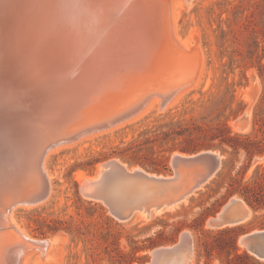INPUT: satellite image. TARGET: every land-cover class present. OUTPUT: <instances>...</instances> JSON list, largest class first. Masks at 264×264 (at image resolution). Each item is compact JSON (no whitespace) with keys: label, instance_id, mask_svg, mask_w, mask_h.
Masks as SVG:
<instances>
[{"label":"rangeland","instance_id":"374dc122","mask_svg":"<svg viewBox=\"0 0 264 264\" xmlns=\"http://www.w3.org/2000/svg\"><path fill=\"white\" fill-rule=\"evenodd\" d=\"M170 2L182 4L176 5L177 23L173 22L174 30L169 24V29L163 25L164 33L157 32L160 37L156 35V38H159L156 42L159 44L155 42L156 49L153 57L150 56L149 62L152 67L149 68V73L143 74L146 68L142 61L138 60V56L144 54L143 51L123 47L122 74L109 82L107 90L96 92L100 94L97 95L99 97L93 94L98 99L96 97L92 99L94 96H90V100L87 101L90 102L85 103L86 110L81 113L80 119L93 121L104 118L105 115L107 117L132 106L136 101L148 98L151 92L154 91L156 94L158 91V96H156L158 92L156 95L151 93L154 95L150 102L151 106L143 108L137 115L126 119L127 121H121L122 124L117 123L118 125L113 128L98 130L100 133L95 131L97 133L82 136L74 142L70 141L69 145L50 150L44 161L50 181L48 196L37 204L14 207L13 220L23 232H26L25 234L33 238L56 239L44 254L39 249L31 250L28 264H125L126 260L131 258V264H144L149 259L152 248L173 244L184 230L191 232L194 239L191 264H226L228 255L225 251L212 250L209 258L199 255L204 253L202 241H211L215 231L219 229L207 226L205 221L229 198H242L237 192L226 196V188L233 178L236 179L234 186L237 188H243V185L258 188L260 184L264 187V151L249 158L243 149L234 151L227 145H218V140H211L208 134L225 124L231 134L261 135L257 130L258 125L253 124V114L258 112L262 105L261 112L264 115V104L260 100L264 96V0H191L189 3H184L183 0L178 2L170 0ZM98 23L99 35L112 34L102 29L110 23L109 20L101 19ZM170 29L172 32H169ZM176 35L180 39L177 37L174 39ZM78 39L79 46L60 48L62 61L84 54L85 39L81 37ZM183 41L190 44L187 43V46ZM171 42L177 43L171 45ZM110 45H115V40H112ZM175 45L181 52H178L179 49H176ZM161 50L162 58H156ZM137 74L141 76L140 81L139 79L133 81ZM173 75H176L174 79ZM163 80L166 87L170 86L167 87L169 91L171 87H173L171 90L176 87L181 89L165 107L157 101L160 95L168 91ZM181 84L185 87L183 85L180 87ZM246 109L249 110L248 127L243 131H237L232 126V121ZM160 119L165 122L180 121L181 126L189 127L191 133L170 136L167 140L153 144L141 142L143 137L141 131ZM175 128L181 129L178 126ZM188 142L196 145L210 142L216 145L214 148L200 147L193 152L214 149L222 154L221 164L206 184L170 209L153 212L145 218L142 216L134 219L133 215L129 220L119 221L105 204L86 199L79 192L78 177L91 175L101 162L112 157L120 159L129 167L140 166L148 172L170 174L173 171L170 155L181 150L165 149ZM120 151L123 152V156L114 154ZM96 157L100 160L89 167L87 162ZM154 158L158 160L153 162ZM257 214H264V209L257 212L252 210V215L247 221L237 224L244 228L238 237L246 231L259 228L256 226L259 218L254 217ZM200 225L202 229L210 230L211 233L201 234L197 229ZM48 226H55L57 230L50 231ZM238 237L236 244L243 250L244 247L239 244ZM153 241L156 244L149 246ZM141 246L146 247L139 248Z\"/></svg>","mask_w":264,"mask_h":264},{"label":"bare ground","instance_id":"6f19581e","mask_svg":"<svg viewBox=\"0 0 264 264\" xmlns=\"http://www.w3.org/2000/svg\"><path fill=\"white\" fill-rule=\"evenodd\" d=\"M170 3V0H0V264H28V256H30L29 252L31 250L39 249L44 254L48 250L47 248L51 247V244L56 240L53 238L35 239L28 236L13 220V206L10 211L6 210L15 199L29 197L40 188V178L34 173L24 175L22 172L14 171L15 166L18 167L20 161H24L28 167H31L34 161V153L23 154L26 158L22 160L24 147L32 141H45L59 137L63 133L73 130L82 122L80 115L83 114L85 106L82 107L83 110L80 114V111L78 113L74 111V114L68 118L65 117V120H63L65 111L71 107L72 100L77 93L85 91L87 93L93 91L98 93L105 90L109 82L114 81V78L122 74L121 55L124 53L123 47L143 51L144 54H140L138 60L144 64L146 69L143 74L147 75L149 68L152 67L149 62L150 56L156 49V43H158L156 42L157 32L164 33L163 25L168 27L169 24L172 25V30H174L173 22H176L178 15L176 5L181 3ZM101 19L110 21L102 29L112 34L99 35L97 26H99L98 22ZM169 32H172L171 29ZM157 36L160 37V35ZM79 37L85 39L84 54L81 57L62 61L60 48L79 46L80 43H77ZM175 37L177 35L174 36V39ZM112 40H115V45L111 46ZM172 42L171 45L177 43L172 44ZM187 43L184 42V44ZM160 44L162 45V42ZM176 49L179 48L176 46ZM178 52H176V55H178ZM162 53L163 51L156 58L161 59ZM184 56L186 57V55ZM190 58L193 59L191 56ZM182 70L184 71V69ZM176 75H173V79ZM140 77L137 74L132 80L137 81ZM185 77L187 76L185 75ZM170 81L173 80L170 79ZM174 83L176 84V81ZM163 84L165 85V81ZM128 88L131 90L130 87ZM171 88L170 91L167 89L168 91L160 95V99L157 100L162 107H165L181 90L177 87L172 90ZM97 93L94 94L96 96L100 95ZM151 93H154V91ZM151 93L148 98L140 102L136 101L134 104L131 103L133 105L143 103H141L140 109L133 114L134 116L138 112L140 113L143 108L151 106L150 102L154 96ZM95 95L92 99L96 97ZM158 95L159 92L156 96ZM89 102L86 103L89 104ZM95 103L98 104V102ZM92 114L89 115L93 116ZM96 116L99 117L98 114ZM122 122L118 124H122ZM118 124L110 125L104 130L113 128ZM232 126L237 130L233 121ZM69 143H60L51 147L46 155L53 148L59 149L65 144L69 145ZM44 171L46 173L45 167ZM84 177L88 176L81 177L80 175L78 177L80 183L83 182ZM183 201L185 199L181 202ZM177 204L167 207V209ZM18 205L33 204L23 203ZM142 216L145 218L146 214L137 212L133 218L139 219ZM183 233L191 232L184 230L181 234ZM239 244L244 247L241 242ZM43 257L46 258L44 255Z\"/></svg>","mask_w":264,"mask_h":264},{"label":"water","instance_id":"95a60500","mask_svg":"<svg viewBox=\"0 0 264 264\" xmlns=\"http://www.w3.org/2000/svg\"><path fill=\"white\" fill-rule=\"evenodd\" d=\"M184 1L189 3L191 0ZM94 93L96 91L77 93L71 107L65 111L63 120L74 114V111L77 113L80 111V114L82 107ZM141 103L98 120L82 121L73 130L59 137L30 142L23 149L22 160L26 158L23 154L34 153L31 167H28L24 161H20L14 171L22 172L24 175L34 173L40 178V188L29 197L15 199L6 210L10 211L12 206L14 208L23 203L37 204L48 196L50 184L44 171L43 161L51 147L74 141L119 123L135 114L143 104ZM233 124L238 131L245 130L249 124V110L246 109L241 115L235 117ZM221 158L222 154L214 149L196 152L174 151L170 155L173 171L170 174H160L148 172L140 166L129 167L120 159L112 157L101 162L91 175H85L88 177H84L82 183L79 182L78 189L86 199L105 204L109 212L119 221L129 220L137 212L149 217L153 212L181 202L206 184L218 171ZM251 215L252 209L242 198L231 197L214 215L206 219L205 224L213 228H222L243 223ZM238 241L249 253L264 261V228L246 231L238 237ZM151 252L144 264H191L194 253L193 235L180 233L173 244L154 247Z\"/></svg>","mask_w":264,"mask_h":264},{"label":"trees","instance_id":"16d2710c","mask_svg":"<svg viewBox=\"0 0 264 264\" xmlns=\"http://www.w3.org/2000/svg\"><path fill=\"white\" fill-rule=\"evenodd\" d=\"M264 104V96L261 97ZM262 105L258 109V112H254L253 114V124L258 125L257 130L261 133L260 136L257 134L253 135L249 133L240 134L234 133L231 134V131L228 126L222 124L217 127L216 131L209 132L208 136L211 140H218V145H227L232 148V150L237 151L238 149H243L246 154L251 158L255 154H261L264 151V115L262 114ZM163 119L156 120L152 125L144 128L140 134L143 135L141 142L147 144H153L156 142H161L162 140H167L170 136H181V135H189L191 130L189 127H182L180 121H162ZM178 126L181 129H176ZM181 126V127H180ZM167 127V128H166ZM185 131V132H183ZM131 147V146H130ZM129 147V148H130ZM200 147L205 148H214L216 145L208 142L206 144H192L190 142L178 145V146H170L165 150H173L179 149L183 152H193ZM225 151V149H221ZM125 150H123L124 152ZM123 152H113L116 155L123 156ZM100 158H93L87 162L89 167L93 165L96 161H99ZM158 159H152L153 162H156ZM234 182L236 179H232L226 188V196H230L233 193L237 192L244 201L251 207L254 212L261 211L264 209V187L260 184L258 188L250 187L249 185H243V188H237L234 186ZM240 189V190H239ZM255 218H259L256 226L259 228H264V214H257L254 216ZM109 218H107L108 220ZM240 225L235 226H225L219 228L215 231L213 235V239L203 240L202 244L204 247V253H199L200 256H205L209 258L212 250H217L218 252H227L226 264H264V261L259 260L254 255L249 253L246 249L240 250L237 246V237L238 235L244 231V228H240ZM50 231H56L57 228L55 226H48ZM201 234L211 233L210 230L202 229L201 225L197 228ZM156 243L151 242L149 246H153ZM146 246H141L139 248H144ZM132 258L126 260L125 264H131Z\"/></svg>","mask_w":264,"mask_h":264}]
</instances>
